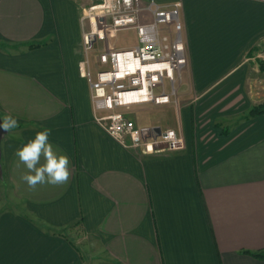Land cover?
I'll return each mask as SVG.
<instances>
[{
    "label": "crops",
    "instance_id": "1",
    "mask_svg": "<svg viewBox=\"0 0 264 264\" xmlns=\"http://www.w3.org/2000/svg\"><path fill=\"white\" fill-rule=\"evenodd\" d=\"M90 1L0 0V43L45 41L0 49V118L19 123L0 139V264H264L242 252L264 249V112L242 117L264 96V0H141L148 18L151 1L181 3L187 64L172 102L146 103V121L118 110L152 138L173 130L179 150L125 144L96 120ZM44 127L71 175L33 189L16 152Z\"/></svg>",
    "mask_w": 264,
    "mask_h": 264
},
{
    "label": "built area",
    "instance_id": "2",
    "mask_svg": "<svg viewBox=\"0 0 264 264\" xmlns=\"http://www.w3.org/2000/svg\"><path fill=\"white\" fill-rule=\"evenodd\" d=\"M180 7L179 1L168 6L151 1L146 6L150 18L143 15L141 0H98L88 11L83 8L82 20H86L87 26L82 42L86 55L96 42H106L97 59L108 68L97 70L95 77L89 69L87 73L96 120L108 134L125 144L148 147L158 138L172 150L183 147L182 138L173 130L159 132L152 138L150 128H138L118 110L136 104L161 105L173 101L177 77L187 64ZM167 26H171L172 31ZM162 27L167 29L162 30ZM121 28L136 31L135 47L115 49L109 45V36Z\"/></svg>",
    "mask_w": 264,
    "mask_h": 264
},
{
    "label": "clouds",
    "instance_id": "3",
    "mask_svg": "<svg viewBox=\"0 0 264 264\" xmlns=\"http://www.w3.org/2000/svg\"><path fill=\"white\" fill-rule=\"evenodd\" d=\"M18 127V120L14 116L11 114L3 115L0 128L9 132ZM51 131V129L44 127L16 152V156L30 173L22 176L30 188L35 189L37 185L46 183L62 185L67 183L70 178V159L67 155L57 154L54 150L49 141ZM41 158L45 161L43 164L40 163Z\"/></svg>",
    "mask_w": 264,
    "mask_h": 264
},
{
    "label": "rangeland",
    "instance_id": "4",
    "mask_svg": "<svg viewBox=\"0 0 264 264\" xmlns=\"http://www.w3.org/2000/svg\"><path fill=\"white\" fill-rule=\"evenodd\" d=\"M92 1V3H91ZM89 2L88 5L84 6V8H86L85 11H88V7L92 4H94L93 0H91ZM97 3V1L95 2V4ZM87 13V12H85ZM86 22V20H85ZM111 22V19L108 17V23ZM87 23V22H86ZM107 41H110L111 44L117 48V49H129V48H133L137 45V35H136V31L132 28H121L118 31H116V33L114 35H112V37L110 39H107ZM105 41H102V43H95L94 44V48L92 51L96 50L97 48H99L101 45L104 44ZM261 56L260 57H264V49H262ZM97 57H95L93 55V52L90 51V53L88 54V61L90 63L91 69H93V75H94V70L95 68L98 70L99 69H107L108 65H100L99 62L96 59ZM96 71V70H95ZM257 74V85H258V89L260 92V96L263 95L264 93V72H256ZM165 82L167 83V81L165 80ZM172 100H174V96L172 97ZM133 110V117L137 118V120H142V121H146V103L144 104H136V105H132L131 106ZM7 206L9 208L10 207L8 204H4V207Z\"/></svg>",
    "mask_w": 264,
    "mask_h": 264
},
{
    "label": "trees",
    "instance_id": "5",
    "mask_svg": "<svg viewBox=\"0 0 264 264\" xmlns=\"http://www.w3.org/2000/svg\"><path fill=\"white\" fill-rule=\"evenodd\" d=\"M43 44H45V41H38V42H29V43H25V44H16V45H9V44H6V43H0V49L2 50H6L8 48H11V49H16L18 48L19 46H23L27 49H32V48H37V47H40L42 46ZM255 50V46H252L249 50H248V54H252V52ZM255 63L256 65L258 66V71L260 72H264V57H256L255 59ZM264 112V96L263 98L261 99L260 102H255L253 103L249 110L247 111V115L245 116H242L243 118H249L250 116L252 115H256V114H262ZM227 131V130H226ZM225 131V132H226ZM224 132V133H225ZM1 170H2V167H1ZM242 252H246V253H249L251 256L253 257H258V258H262V260H264V249L262 248H259V249H255V251H250V249H243Z\"/></svg>",
    "mask_w": 264,
    "mask_h": 264
},
{
    "label": "water",
    "instance_id": "6",
    "mask_svg": "<svg viewBox=\"0 0 264 264\" xmlns=\"http://www.w3.org/2000/svg\"><path fill=\"white\" fill-rule=\"evenodd\" d=\"M0 123H2L1 118H0ZM4 132H5V131H4L2 128H0V139H1V136H2V134H3ZM1 172H2V170H1V165H0V174H1Z\"/></svg>",
    "mask_w": 264,
    "mask_h": 264
}]
</instances>
